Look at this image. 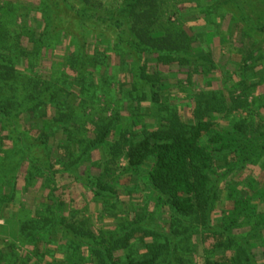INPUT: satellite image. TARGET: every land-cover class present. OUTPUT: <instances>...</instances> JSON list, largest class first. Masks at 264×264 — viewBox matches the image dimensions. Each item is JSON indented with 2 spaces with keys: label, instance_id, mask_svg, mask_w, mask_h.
Returning <instances> with one entry per match:
<instances>
[{
  "label": "trees",
  "instance_id": "1",
  "mask_svg": "<svg viewBox=\"0 0 264 264\" xmlns=\"http://www.w3.org/2000/svg\"><path fill=\"white\" fill-rule=\"evenodd\" d=\"M48 1L32 6L0 0V219L5 208L16 203L26 212L17 223L16 241L0 243V264H159L162 254L155 249L162 245L173 249L166 264H186L173 252L183 247L191 251L196 234L219 239L204 250V264H256L250 248L261 245L264 250V237L260 241L233 233L249 220L254 206L264 203V183L250 177L244 190L235 182L264 161V130L255 117L261 107L251 98L261 82L258 76L264 79V24L247 12L246 0H186L205 21L215 16L236 19L240 13L236 24L243 29L236 69L239 87L232 93L186 89L188 119L181 116L179 104L164 95L172 86L185 90L183 80H177L183 68L180 74L189 85L197 75L209 85L214 62L209 50L175 27L167 1L120 0L116 10L102 0ZM89 9L93 13L88 14ZM18 19V30L6 26ZM96 22L101 34L118 31L116 48L122 51L115 58L121 56L120 67L130 82L106 79L111 56L97 46L99 41L91 50L89 39ZM207 27L212 44L216 25L209 22ZM253 33L262 39L254 40ZM62 36H71L75 47L64 57L55 53ZM48 52L53 71L49 79L39 70ZM161 66L169 71L162 72ZM172 79L178 82L165 84ZM104 98L124 104V115L128 110L132 119L127 116L122 124L119 112L109 119L99 116L105 109L95 108V103ZM145 118L154 120V126ZM46 124L60 125L53 130L57 148L49 132L39 128ZM99 152L101 159L107 157V173L96 175L94 169L102 166ZM141 170L159 203L168 207V223L148 231L140 227L144 220L135 217L108 238L96 234L93 208L100 222L113 201L121 205V194L133 196ZM224 192L233 206L215 223L216 203ZM256 216L258 230L264 229V212ZM136 233L153 241L145 245L146 251H134Z\"/></svg>",
  "mask_w": 264,
  "mask_h": 264
},
{
  "label": "rangeland",
  "instance_id": "2",
  "mask_svg": "<svg viewBox=\"0 0 264 264\" xmlns=\"http://www.w3.org/2000/svg\"><path fill=\"white\" fill-rule=\"evenodd\" d=\"M22 4L24 5H39L40 0H20ZM56 1V0H55ZM103 3L106 4L107 7L110 6V8H113L114 10L118 9V6L121 4L120 0H102ZM168 3L166 4L169 7L168 14L172 13L171 21H173L175 27L177 29L184 30L189 36H192L196 39V41L199 43L200 46L205 47L209 52L212 53V58L214 65L211 68L212 73H214L213 80L210 81L209 85L206 83L205 79H203L200 75L194 76L193 77V84H190L187 82L185 79L184 75L182 74L183 69L181 72H177L178 68H175L173 73H172V78L176 76V72L179 74L177 76V80H183V87L185 90H179L178 86H172L170 92H168L167 95H164V98L169 96V100L178 103L179 104V112L181 116L184 119H188L191 115L188 105V101H184L186 97L188 96L187 90L192 89L195 92L201 91V90H206V89H211V88H217L225 93H228V90L231 91L232 93V88L234 87H239L237 86V81L240 79L239 72H237V59L239 58V53L238 49H241L243 47L242 41L243 39L240 38L239 32H241L242 25H240L238 22L236 24V20L238 18V15L240 13L235 14L237 16L236 19L233 18L229 19V16H227L225 19H221L220 16H215L214 20L212 19L206 20L203 15L199 16L197 14H194L190 9L192 8L191 3L186 2V0H165ZM46 2V1H45ZM52 2V1H48ZM247 3V12L251 15H254L256 19L261 21V23L264 24V5L259 1V0H246ZM77 5L79 3H76ZM56 5L59 8H62L63 6H60L61 4ZM191 7V8H190ZM54 10V9H53ZM61 10V9H60ZM208 11V9H206ZM73 12V11H72ZM71 12V14H72ZM239 12V11H237ZM60 12L58 10H55V14L58 15ZM87 13H93V9L87 10ZM74 15V14H72ZM40 18L41 14L39 13ZM231 18V15H230ZM209 22L215 23L216 25V36L214 38V41L212 44H210L207 41L206 37V32L209 29L207 27V24ZM22 21L20 19L17 20L15 24L13 23H6L7 27H10L9 29H14L18 30L19 25H21ZM97 24L94 23V26L91 27V35L89 36L90 43H91V50L95 48L96 46V41H99V44L97 43V46L105 47L111 56L109 60L108 66L110 69H108L105 72L106 79H111L113 83L115 81H129L130 78L126 76V74L122 71L121 62H123L121 56L118 58H115L116 55H118L121 51L122 48H116L118 44L117 40V30L112 28V31L108 29V34H101V24L100 22H96ZM247 23V22H246ZM246 28H248L246 26ZM15 30V29H14ZM113 33V34H112ZM65 34V33H64ZM62 34V35H64ZM254 40L258 41L261 40L262 38H259L258 35H254ZM71 36H62L60 41H59V47L55 51L57 55L60 57H64L68 51H75V47L72 46L71 43ZM92 40V41H91ZM225 40V43L223 41ZM99 48V47H98ZM97 48V49H98ZM101 48V47H100ZM44 57L41 63L40 67V74L44 76L45 78H50L52 75V70H51V62H52V55L50 52L44 53ZM159 70L162 72L166 73L165 71H169L168 67H159ZM181 73V74H180ZM262 76V75H261ZM261 76H258V79H261V82L259 83L258 81V86L255 88V91L251 98H254V102L256 104H260V109L258 110V114L255 116L257 117V123H261L260 125L262 126V130H264V79L261 78ZM108 77V78H107ZM48 78V79H49ZM176 79H172L169 82L165 81V84H171L176 81ZM263 80V81H262ZM111 86L110 89L112 90L114 87ZM187 89V90H186ZM239 93H237L238 95ZM116 101V100H115ZM191 102V101H190ZM143 105V104H142ZM124 104H120L118 102H113L109 101L104 98L101 100V103H95V108H103L105 109L104 111H101V114L99 115L101 117H104L105 119H109L110 117L113 118L114 113L119 112L120 113V120L122 124H126L125 118L128 116L129 112L127 110L126 116L124 115ZM144 106H148V103H145ZM91 111V110H90ZM88 111V113L90 112ZM127 119H132L131 116H128ZM146 122L151 125V127L154 126V120L145 118ZM223 123L227 124V121L221 120ZM130 124V122H128ZM259 125V126H260ZM57 127L58 129L60 128L59 126H54L50 124H46L44 126H40L39 128L41 130H45L49 132L51 135V141L55 140V145L54 148H57L56 146L58 145V140L54 139L53 140V135L55 133L53 132L54 128ZM89 128H93L91 124L88 125ZM136 127L137 129L139 128ZM153 129V128H152ZM43 130V131H44ZM135 132V131H134ZM62 153L63 150L61 148L59 149L58 153ZM97 159H100L102 162L101 170L100 169H94L93 173L96 175L98 172L102 173H107L105 170V161L107 159L106 155L103 156V159H101V153L99 152V155L97 156ZM126 161H121V167H125ZM24 171V170H23ZM253 171V170H250ZM117 172V171H115ZM257 172V173H255ZM255 172H245V174L240 175L236 177L235 182L236 186L239 189H246L247 183L250 179V177L256 178L257 182L261 185L264 183V161H262L261 165L259 166L258 170L256 169ZM146 171H139V180L135 186L137 187L135 190V193H133V196L129 195H120L121 199V205H116L119 203V201H113L112 205L110 206V212L104 213L105 215L102 220L99 222L97 221V209L93 208L92 210V222L94 223V231L96 234L100 233V236H103L104 238H108L111 233L114 231H119L121 229V225H126L129 222H131L133 219L136 218H142L144 221L141 222V228L148 229V231L152 230H160L163 228V225H166L168 223V218H169V209L166 206L165 203H159L157 199L156 193L152 190L150 185L147 183L146 179L144 178ZM127 173H124V176L127 177V181L129 180L131 182V178L127 176ZM112 176V174H110ZM117 182V180H116ZM117 188L121 190L118 182ZM133 183V181H132ZM245 186V187H244ZM80 189L83 190L81 186H78ZM35 199V198H34ZM34 199L31 198L30 202L34 203ZM30 202L29 205H30ZM259 202V200L255 203ZM80 203V202H79ZM76 204V201H75ZM93 204V202L91 203ZM80 205V204H78ZM94 206V205H93ZM233 206V203L230 201L225 200V192L222 196V201H218L216 203V212L214 213V222H218L219 220L222 219L223 215H227V211L231 210ZM79 209H83L84 205L82 204L81 206H78ZM109 209V208H108ZM22 211V212H21ZM24 212V213H23ZM258 212H264V203L259 204L258 206H254V209L252 211H249L250 217L248 218L249 220L246 221L245 223L237 226L235 229H233V233L236 236H243L245 234H248L250 237H254L253 239L255 240H260L262 241L261 237H264V229L258 230L259 229V217H257ZM26 212L20 208V206L16 203L15 205H9L5 208L4 216L2 219H0V243L2 241H8V242H14L15 237H16V232H17V223L19 219L23 218L24 214ZM107 214V215H106ZM90 217V216H88ZM165 227V226H164ZM166 229V228H164ZM142 230V231H143ZM256 230L257 232H255ZM144 232V231H143ZM137 234V233H136ZM260 234V235H258ZM136 240L134 243H138L135 246L134 251L136 252L137 248L141 249V251H146L145 245L153 243L151 238L144 236L143 233L137 234ZM144 240V242L139 241L141 238ZM146 237V238H145ZM219 239L216 238H206L203 239V237L200 235H195L191 239V251L188 250V247H183L178 251L173 252L174 257H182L185 259L187 262L186 264H204V261L206 259V255L204 254V250H211L212 247L214 246L215 243H217ZM152 241V242H151ZM20 246L23 249H26L25 246L21 243ZM165 245L162 246H157L155 249V253H160L161 257L159 258L160 263L159 264H166L165 260H169V255L168 252L173 250L172 248L170 250L164 249ZM251 249V254L256 260V264H263V247L261 245H254V247L250 248ZM250 251V250H249ZM139 256V255H138ZM210 256V255H209ZM173 263H176L175 260H173Z\"/></svg>",
  "mask_w": 264,
  "mask_h": 264
}]
</instances>
